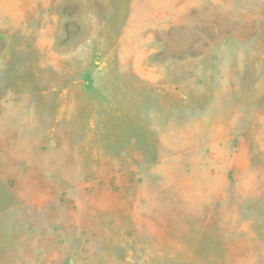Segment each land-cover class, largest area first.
<instances>
[{
	"label": "rangeland",
	"instance_id": "1",
	"mask_svg": "<svg viewBox=\"0 0 264 264\" xmlns=\"http://www.w3.org/2000/svg\"><path fill=\"white\" fill-rule=\"evenodd\" d=\"M0 264H264V0H0Z\"/></svg>",
	"mask_w": 264,
	"mask_h": 264
}]
</instances>
